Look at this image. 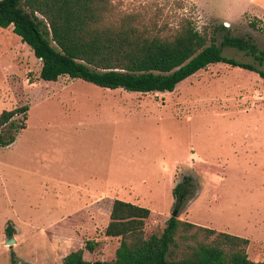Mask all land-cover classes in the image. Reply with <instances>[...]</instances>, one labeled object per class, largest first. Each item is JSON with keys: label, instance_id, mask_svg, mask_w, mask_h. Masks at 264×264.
<instances>
[{"label": "rangeland", "instance_id": "374dc122", "mask_svg": "<svg viewBox=\"0 0 264 264\" xmlns=\"http://www.w3.org/2000/svg\"><path fill=\"white\" fill-rule=\"evenodd\" d=\"M110 1L121 13L185 12L216 44L227 32L264 50V15L242 12L247 0ZM221 54L264 69L237 49ZM39 67L11 26L0 27V111L27 106L24 128L0 146V264H57L75 249L110 262L118 238L103 229L112 199L146 207L144 233L158 234L184 176L175 217L247 238V257L264 261V79L218 62L172 91L142 94L66 75L42 80Z\"/></svg>", "mask_w": 264, "mask_h": 264}, {"label": "trees", "instance_id": "16d2710c", "mask_svg": "<svg viewBox=\"0 0 264 264\" xmlns=\"http://www.w3.org/2000/svg\"><path fill=\"white\" fill-rule=\"evenodd\" d=\"M26 44L40 60L37 77L55 81L78 78L102 88L139 93L172 91L174 86L209 64L226 63L264 79V69L221 54L231 47L260 65L264 50L252 37L213 35L196 28L191 15L164 13L143 16L115 11L110 0H0V27ZM253 25V24H252ZM220 29H224L219 25ZM27 106L0 111V146L11 144L24 128ZM20 115L18 124L11 121ZM9 124L10 131L3 129ZM187 176L171 188L172 207L183 200ZM149 210L113 199L103 233L118 238L114 258L106 264H264L247 257L248 239L169 216L158 234L145 235ZM8 234L9 227H5ZM95 242L86 240L92 250ZM11 263L14 262L10 256ZM57 264H91L82 250L66 253Z\"/></svg>", "mask_w": 264, "mask_h": 264}, {"label": "crops", "instance_id": "0c3cea01", "mask_svg": "<svg viewBox=\"0 0 264 264\" xmlns=\"http://www.w3.org/2000/svg\"><path fill=\"white\" fill-rule=\"evenodd\" d=\"M247 2L250 4L251 8L249 10L242 9L241 10L242 12L244 11V12L251 13L256 17H259L260 15H264V0H247ZM101 198H102V195L100 193H98V195L96 196L89 197L87 204H85L86 212L90 210L91 207L94 208V206L100 202Z\"/></svg>", "mask_w": 264, "mask_h": 264}, {"label": "water", "instance_id": "95a60500", "mask_svg": "<svg viewBox=\"0 0 264 264\" xmlns=\"http://www.w3.org/2000/svg\"><path fill=\"white\" fill-rule=\"evenodd\" d=\"M175 215H176V210L173 209L172 212L170 213V216L175 217ZM11 242H13L12 238L5 240V244H9ZM91 264H106V263L100 262V261H95V262H92Z\"/></svg>", "mask_w": 264, "mask_h": 264}]
</instances>
